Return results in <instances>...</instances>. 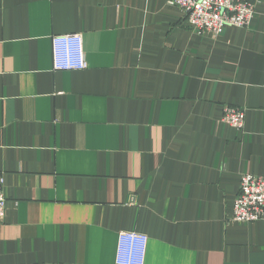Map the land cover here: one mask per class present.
Masks as SVG:
<instances>
[{"label":"crops","instance_id":"crops-1","mask_svg":"<svg viewBox=\"0 0 264 264\" xmlns=\"http://www.w3.org/2000/svg\"><path fill=\"white\" fill-rule=\"evenodd\" d=\"M256 7L215 36L172 0H0V264H116L120 231L148 235L144 264H264V220H230L264 174ZM66 33L86 68H55Z\"/></svg>","mask_w":264,"mask_h":264},{"label":"built area","instance_id":"built-area-1","mask_svg":"<svg viewBox=\"0 0 264 264\" xmlns=\"http://www.w3.org/2000/svg\"><path fill=\"white\" fill-rule=\"evenodd\" d=\"M185 13L186 22L199 34L210 32L218 36L229 27H250L257 12V0H172ZM54 64L57 70L86 68L82 35H54ZM222 121L243 128L246 112L243 107L224 105ZM239 193L233 205L231 221L264 220V174L244 173ZM5 178L0 174V221L6 216ZM116 264H144L148 235L135 231H120Z\"/></svg>","mask_w":264,"mask_h":264}]
</instances>
